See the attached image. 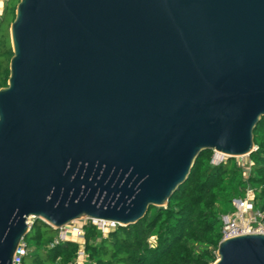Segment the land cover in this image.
<instances>
[{
  "label": "water",
  "instance_id": "1",
  "mask_svg": "<svg viewBox=\"0 0 264 264\" xmlns=\"http://www.w3.org/2000/svg\"><path fill=\"white\" fill-rule=\"evenodd\" d=\"M0 89V264L31 231L129 227L167 208L198 157L255 151L264 0H19ZM214 264H264V235Z\"/></svg>",
  "mask_w": 264,
  "mask_h": 264
},
{
  "label": "trees",
  "instance_id": "2",
  "mask_svg": "<svg viewBox=\"0 0 264 264\" xmlns=\"http://www.w3.org/2000/svg\"><path fill=\"white\" fill-rule=\"evenodd\" d=\"M19 0H8L0 19V89L7 86L12 49L9 27ZM252 167L243 178L236 159L214 164L213 152L196 160L187 182L167 208H150L135 225L106 236L93 224L85 227V264H214L222 240V216L234 211L233 201L252 189L255 208L264 213V118L254 131ZM23 264H79L80 247L60 241L59 231L35 220L24 239Z\"/></svg>",
  "mask_w": 264,
  "mask_h": 264
},
{
  "label": "built area",
  "instance_id": "3",
  "mask_svg": "<svg viewBox=\"0 0 264 264\" xmlns=\"http://www.w3.org/2000/svg\"><path fill=\"white\" fill-rule=\"evenodd\" d=\"M8 0H0V19L4 14V7L2 6ZM214 164H220L227 161V157L214 153ZM236 163L241 169L243 178L247 179L251 172L252 161L249 156L237 158ZM255 193L252 189H248L243 199L233 201L234 211L230 214L222 216V240H228L241 235L260 234L264 235V213L255 208ZM88 223L95 225L104 236L109 231L116 229L117 225L109 222H75L59 232L60 241H73L80 247L78 253V262L86 261L87 256L84 253L85 244V227ZM26 255V244L24 240L21 241L19 249L14 257L13 264H23V258Z\"/></svg>",
  "mask_w": 264,
  "mask_h": 264
},
{
  "label": "rangeland",
  "instance_id": "4",
  "mask_svg": "<svg viewBox=\"0 0 264 264\" xmlns=\"http://www.w3.org/2000/svg\"><path fill=\"white\" fill-rule=\"evenodd\" d=\"M7 3H8V1H7L5 4L2 5V6L4 7V9H6ZM34 221H35V219H33L32 217L29 218V219H28V223H29V225H32ZM59 232H60V231H59ZM85 262H86V261H85ZM85 262L82 261V262H80L79 264H85Z\"/></svg>",
  "mask_w": 264,
  "mask_h": 264
}]
</instances>
